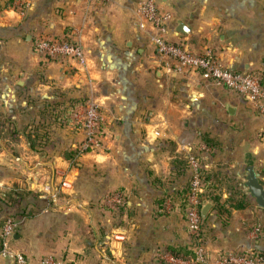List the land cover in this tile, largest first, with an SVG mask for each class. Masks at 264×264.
<instances>
[{"label":"crops","instance_id":"obj_1","mask_svg":"<svg viewBox=\"0 0 264 264\" xmlns=\"http://www.w3.org/2000/svg\"><path fill=\"white\" fill-rule=\"evenodd\" d=\"M10 1L0 0V116L21 128L29 115L39 123L56 117L69 98L90 97L105 121L102 145L70 159L65 151H75L84 137L71 124L53 123L48 145L37 150L23 136L3 142L0 227L8 216L19 219L15 251L34 263L53 256L59 264H161L160 249H188L181 204L191 172L183 161L205 144L213 149L202 153L213 177L204 203H211L203 221L206 246L215 255L264 252V208L247 191L250 203L236 206L242 161L246 170L254 165L264 184L263 120L245 98L202 72L166 73L144 36H129L123 45L117 26L125 11L136 15L138 0H34L26 12ZM158 1L171 15L168 40L264 76V0ZM71 31L90 53L85 68L66 72L32 50L36 34ZM49 102L56 109L46 114ZM47 187L58 192L55 200ZM257 224L263 234L254 240ZM0 264L15 263L0 254Z\"/></svg>","mask_w":264,"mask_h":264},{"label":"built area","instance_id":"obj_2","mask_svg":"<svg viewBox=\"0 0 264 264\" xmlns=\"http://www.w3.org/2000/svg\"><path fill=\"white\" fill-rule=\"evenodd\" d=\"M12 1L13 8L21 12H26L34 3V0ZM136 16L139 29L151 34L152 44L163 59L166 73L182 76L192 71L202 72L217 84L245 98L263 120L260 137L264 141L263 73L232 70L214 52H193L180 42L168 40L166 34L171 15L162 12L156 0H139ZM32 42L35 51L42 58L61 62L67 69L76 66L85 68L87 65L81 39L72 31L61 36L36 34L33 36ZM104 123V116L97 102L90 97L78 101L72 111L70 124L83 130L84 133L83 139L75 148L79 154L94 151L102 145ZM205 146L202 145L200 149H206ZM186 159L191 173L185 219L191 245L187 253H175L169 249H160L157 252L158 261L161 264H264V254L258 249L223 251L216 255L208 249L203 235L202 209L205 205L203 161L197 153L192 151H187ZM62 187H69V184L63 182ZM47 189H49L51 200H55L58 192L50 187ZM113 199L116 202H123L122 197L116 194L113 195ZM51 200L48 202L47 208L51 206ZM169 203L167 201L166 204ZM166 210H170L169 205H166ZM19 225V219L8 217L0 227V254L3 257L13 260L15 264H59V261L53 256L44 257L40 263H34L25 254L15 251L11 247V241L14 239ZM262 234L263 229L260 224L253 226L250 230V236L254 240L259 239Z\"/></svg>","mask_w":264,"mask_h":264},{"label":"trees","instance_id":"obj_3","mask_svg":"<svg viewBox=\"0 0 264 264\" xmlns=\"http://www.w3.org/2000/svg\"><path fill=\"white\" fill-rule=\"evenodd\" d=\"M10 2L12 3V0ZM263 83H264V79H263ZM77 103H78V101L76 103H73L72 107H69V108L63 107L61 109V111L58 112V114L56 113L57 115H56V117H54L55 120H52L50 123L51 125H49V126L44 124L45 121H43V118H42V121H40L39 123H37L35 125H33V124L24 125L23 124L24 126L19 128L17 125V121L14 120L13 118L0 116V142L1 141L4 142L6 140L16 141L19 138V136H23L26 139V141L28 142V145L30 146V148H32L33 150H37L38 147H44V146L48 145L50 138H51V127H52L53 123H59L61 125L69 124L71 122L72 111H73V109ZM49 107L50 106H48L46 109L44 107L43 111L45 113H51V112H53L54 109H56V107L51 104V107H53V109H50V111H47V109H49ZM14 152L15 151H12L13 155H15ZM77 154H78L77 150H75L73 152L65 151L64 157H66V159H70L73 157V155L76 156ZM183 163H185V167L189 169V166L187 165V161L184 160ZM203 178H204V182H205V184H204V189H205L204 196H205L206 189L208 191H211V186L209 188V186H208L209 183H207L206 177H203ZM189 185H190V177H189V183L186 187L185 193L182 196V204H181L182 208L184 210V213H185V218H186V207L188 204L187 195L189 192ZM242 197H245V196L242 194ZM211 198L213 199L214 197H211ZM246 203L248 204L249 202H246V200L243 199V200H240V202H237L236 206L239 207V206H242ZM8 217H14V216L11 215ZM7 218H5V220ZM5 220L3 221V223L5 222ZM169 250L174 251L175 253H187L188 252L187 248H183V249H179V250H176V249H169ZM263 254H264V252H263Z\"/></svg>","mask_w":264,"mask_h":264},{"label":"rangeland","instance_id":"obj_4","mask_svg":"<svg viewBox=\"0 0 264 264\" xmlns=\"http://www.w3.org/2000/svg\"><path fill=\"white\" fill-rule=\"evenodd\" d=\"M94 1V0H93ZM95 1H98V0H95ZM139 1V0H138ZM85 2L88 4V1L87 0H85ZM111 3H109V5H110ZM138 4V3H137ZM157 4H159V1L157 0ZM160 5V4H159ZM136 7H137V5H135ZM112 9H113V7H112ZM111 9V10H112ZM125 14H126V16H125V19L123 20V21H121V22H119L118 23V26H117V28H118V30H119V33L121 34V40H122V42H123V45L125 44V41H127V37H131V38H133L134 36H136V35H139V36H144L150 43H152V40H151V35L150 34H147L145 31H143V30H141V29H139V27L137 26V23H138V19H137V16L135 15V11H134V13H133V11H131V9L130 10H128V11H125ZM111 20L113 21V19L111 18ZM170 27V25H169V23H168V28ZM93 28H94V23H92V25H91V31H92V33H93V35L95 34V32L93 31ZM130 38V39H131ZM166 38L168 39V37L166 36ZM172 41V40H171ZM176 42H180V41H176ZM81 43H82V41H81ZM180 43H182V42H180ZM33 44V43H32ZM183 44V46L185 47L186 45L184 44V43H182ZM83 45V44H82ZM87 47H88V45H86ZM31 47H32V50L34 51V53L40 58V60H42V61H44V62H58V61H52L51 59L50 60H46V59H44V58H42L36 51H35V49H34V46L33 45H31ZM154 51H155V48H154ZM153 51V52H154ZM83 52H84V56H85V59H86V62H87V60H88V58H90V53H88V51H87V48L85 47L84 48V46H83ZM215 53V52H214ZM216 55H218V53H215ZM219 56V55H218ZM220 57V56H219ZM222 59V58H221ZM59 63H61V62H59ZM62 64V63H61ZM67 69V68H66ZM71 70H73V69H67L66 70V72H68V71H71ZM193 72H195V71H193ZM196 72H198V71H196ZM68 97V96H67ZM64 98H66V97H63V99ZM71 99L72 98H69L67 101H65V102H67V103H65L64 104V107H67V108H69V107H72V104L75 102H77V101H71ZM82 99H84V98H82ZM45 103V102H44ZM43 103V104H44ZM251 105V104H250ZM48 106H50L49 107V109H47V111H50V109H53V107H51V103L49 102V103H47V104H45V109L48 107ZM15 108V107H14ZM18 108V107H17ZM71 110V109H70ZM34 113V112H33ZM46 114H49V113H46ZM45 118V117H44ZM43 118V121H45L44 122V124L45 125H47V126H49V125H51L50 123H51V121L52 120H55L53 117H51V116H47L45 119ZM24 121L27 123V125H30V124H33V125H35V124H37V121H36V119H35V117L34 116H28V118L26 117L25 119H24ZM70 124V123H69ZM259 137H260V133H259ZM261 138V137H260ZM256 139V137L254 136L253 138H252V140H255ZM2 145H3V142L1 141L0 142V147H2ZM203 145H205V144H203ZM206 147V149H200V147H199V149H197V151L196 152H198L197 154L202 158V161H205V160H203L204 158L202 157V153L203 152H209V153H211L212 152V150L213 149H211L210 147H208L207 145L205 146ZM15 153V152H14ZM186 161H187V159H186ZM243 163H241L242 164V169H241V171H240V179H239V183H237L236 184V187H234V189H235V191H238L239 193H236L237 195H239V197H238V199L239 200H243V197H242V193H244L245 192V194L248 192L249 193V190H248V188H247V186H246V175H247V170L245 169V163H244V161H242ZM203 164V163H202ZM188 165V164H187ZM190 170V169H189ZM202 172H203V177H206V181H207V183H209V181H212V179H213V177H211V173L207 170V168H206V166L203 164V169H202ZM204 184H205V182H204ZM212 184H208V186H209V188H210V186H211ZM242 191H244V192H242ZM247 191V192H246ZM25 192H27V189H25ZM241 193V194H240ZM249 195L251 196V194L249 193ZM205 196H206V194H205ZM204 196V202L206 201V197ZM250 203V202H249ZM11 247L14 249V250H17V248L15 249V246H14V244H13V240L11 241Z\"/></svg>","mask_w":264,"mask_h":264},{"label":"water","instance_id":"obj_5","mask_svg":"<svg viewBox=\"0 0 264 264\" xmlns=\"http://www.w3.org/2000/svg\"><path fill=\"white\" fill-rule=\"evenodd\" d=\"M180 31L183 30V23H179ZM246 186L249 190L251 196L255 199L257 204L264 208V184L261 182L259 174L255 171L253 164L247 166V175H246ZM211 207V203L206 204L202 209V215L205 217Z\"/></svg>","mask_w":264,"mask_h":264}]
</instances>
